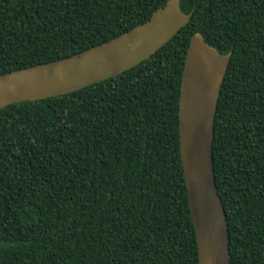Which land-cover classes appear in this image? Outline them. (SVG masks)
Here are the masks:
<instances>
[{
	"label": "trees",
	"instance_id": "16d2710c",
	"mask_svg": "<svg viewBox=\"0 0 264 264\" xmlns=\"http://www.w3.org/2000/svg\"><path fill=\"white\" fill-rule=\"evenodd\" d=\"M167 0H0V74L72 55ZM187 24L147 59L0 108V264H197L179 153L198 32L231 51L212 140L230 264H264V0H179Z\"/></svg>",
	"mask_w": 264,
	"mask_h": 264
},
{
	"label": "water",
	"instance_id": "95a60500",
	"mask_svg": "<svg viewBox=\"0 0 264 264\" xmlns=\"http://www.w3.org/2000/svg\"><path fill=\"white\" fill-rule=\"evenodd\" d=\"M179 0H167L143 23L80 52L0 74V108L67 94L147 59L187 24ZM231 51L221 54L198 32L184 60L178 104L179 153L194 227L197 264H230L229 232L217 192L212 140L220 87Z\"/></svg>",
	"mask_w": 264,
	"mask_h": 264
}]
</instances>
